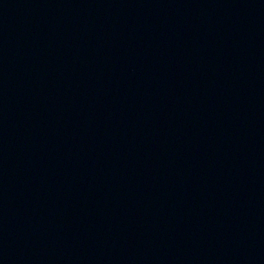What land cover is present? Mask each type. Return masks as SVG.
<instances>
[{
	"label": "water",
	"instance_id": "1",
	"mask_svg": "<svg viewBox=\"0 0 264 264\" xmlns=\"http://www.w3.org/2000/svg\"><path fill=\"white\" fill-rule=\"evenodd\" d=\"M0 264H264V0H0Z\"/></svg>",
	"mask_w": 264,
	"mask_h": 264
}]
</instances>
